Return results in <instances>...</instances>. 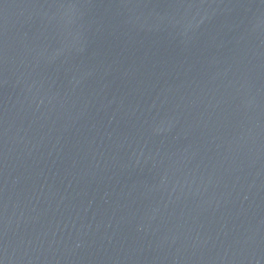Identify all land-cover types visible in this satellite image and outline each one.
<instances>
[{
  "label": "water",
  "instance_id": "water-1",
  "mask_svg": "<svg viewBox=\"0 0 264 264\" xmlns=\"http://www.w3.org/2000/svg\"><path fill=\"white\" fill-rule=\"evenodd\" d=\"M0 264H264V0H0Z\"/></svg>",
  "mask_w": 264,
  "mask_h": 264
}]
</instances>
